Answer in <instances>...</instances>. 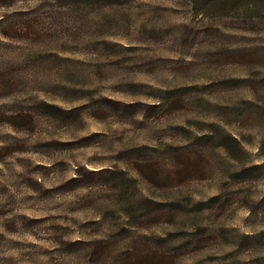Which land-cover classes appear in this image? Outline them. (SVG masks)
I'll list each match as a JSON object with an SVG mask.
<instances>
[{"label": "rangeland", "instance_id": "obj_1", "mask_svg": "<svg viewBox=\"0 0 264 264\" xmlns=\"http://www.w3.org/2000/svg\"><path fill=\"white\" fill-rule=\"evenodd\" d=\"M0 264H264V0H0Z\"/></svg>", "mask_w": 264, "mask_h": 264}]
</instances>
